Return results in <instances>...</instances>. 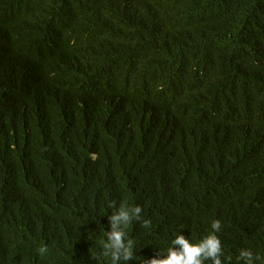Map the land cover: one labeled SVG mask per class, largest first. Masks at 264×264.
<instances>
[{
    "label": "trees",
    "instance_id": "1",
    "mask_svg": "<svg viewBox=\"0 0 264 264\" xmlns=\"http://www.w3.org/2000/svg\"><path fill=\"white\" fill-rule=\"evenodd\" d=\"M113 201L127 264L217 219L264 264V0H0V264H111Z\"/></svg>",
    "mask_w": 264,
    "mask_h": 264
},
{
    "label": "clouds",
    "instance_id": "2",
    "mask_svg": "<svg viewBox=\"0 0 264 264\" xmlns=\"http://www.w3.org/2000/svg\"><path fill=\"white\" fill-rule=\"evenodd\" d=\"M91 158L95 160L97 155L93 153ZM109 207L114 211L108 216L109 230L106 231V239L101 242L102 248L97 255L110 257L111 264H121V262L127 264L128 261L135 258L134 241L127 239L125 229L134 220L144 228H148L151 221L142 217V208L139 205L130 207L127 202L122 201L117 206L113 201ZM13 215L18 217L14 210L8 209V217L6 221H2V224L8 226ZM0 220H2L1 217ZM211 227L213 229L211 233L205 235L199 242L193 243L181 234L182 226L177 230V234L171 241V246L166 251L160 250L150 259L143 258L140 261L141 264H205L206 261H211V264H225V260L230 264L231 257H224L221 240L216 235L221 230L220 220H214ZM48 251L47 246L37 248V253L41 257H44ZM259 259V255H254L250 249L244 248L239 251L238 260L243 264H255V261Z\"/></svg>",
    "mask_w": 264,
    "mask_h": 264
},
{
    "label": "bare ground",
    "instance_id": "3",
    "mask_svg": "<svg viewBox=\"0 0 264 264\" xmlns=\"http://www.w3.org/2000/svg\"><path fill=\"white\" fill-rule=\"evenodd\" d=\"M216 147V146H215ZM213 149H214V147H213ZM214 156V155H213ZM213 159V158H212ZM206 168V167H205ZM204 171V170H203ZM246 181V180H245ZM161 190V189H160ZM162 190H164L163 188H162ZM176 200V199H175Z\"/></svg>",
    "mask_w": 264,
    "mask_h": 264
}]
</instances>
